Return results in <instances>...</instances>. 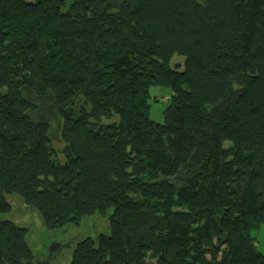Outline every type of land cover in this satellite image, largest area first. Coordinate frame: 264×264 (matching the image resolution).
<instances>
[{"label": "trees", "instance_id": "1", "mask_svg": "<svg viewBox=\"0 0 264 264\" xmlns=\"http://www.w3.org/2000/svg\"><path fill=\"white\" fill-rule=\"evenodd\" d=\"M0 88V213L109 216L69 264H264V0H0ZM27 234L0 220V264Z\"/></svg>", "mask_w": 264, "mask_h": 264}, {"label": "rangeland", "instance_id": "2", "mask_svg": "<svg viewBox=\"0 0 264 264\" xmlns=\"http://www.w3.org/2000/svg\"><path fill=\"white\" fill-rule=\"evenodd\" d=\"M131 57L135 62L137 57L136 52H132ZM183 62L182 56L174 55L171 65L182 69ZM4 90V88H0V92ZM150 95V117L154 121L163 122V109L167 105L171 91L167 88L152 86L150 88ZM54 126L51 147L52 150L55 149L58 152L57 159L63 161L64 156L59 151L62 143L59 138V128H56V122H54ZM6 200L10 203L11 209L7 213H0V220H10L18 226L28 228L26 241L32 249L36 260L39 261L45 260L49 253L53 251L52 245L57 244L60 246V249L54 251L57 257L61 259L59 264H69L72 259L73 250L79 241L90 237L97 242L99 234L108 235L110 233V221L107 215H89L84 217L79 225L71 224L59 230H49L44 226L40 213L30 205H27L18 194H6ZM252 234L256 238L258 249L264 250V225L260 228L252 229ZM156 254V249L150 250L147 253L144 264H155Z\"/></svg>", "mask_w": 264, "mask_h": 264}, {"label": "flooded vegetation", "instance_id": "3", "mask_svg": "<svg viewBox=\"0 0 264 264\" xmlns=\"http://www.w3.org/2000/svg\"><path fill=\"white\" fill-rule=\"evenodd\" d=\"M52 246H54L55 248L53 249L52 252L49 253V255L46 257L45 260L39 261V260H36V258H35L32 262H30L28 264H59L61 259H59V257H57V255L55 254V251L59 250L60 246H58L57 244H54Z\"/></svg>", "mask_w": 264, "mask_h": 264}, {"label": "water", "instance_id": "4", "mask_svg": "<svg viewBox=\"0 0 264 264\" xmlns=\"http://www.w3.org/2000/svg\"><path fill=\"white\" fill-rule=\"evenodd\" d=\"M55 247L54 246H52V249H54Z\"/></svg>", "mask_w": 264, "mask_h": 264}]
</instances>
